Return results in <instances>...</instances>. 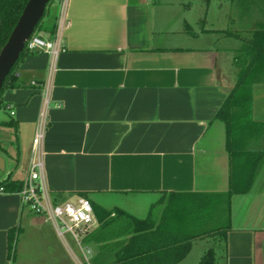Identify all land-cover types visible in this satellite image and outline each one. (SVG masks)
Segmentation results:
<instances>
[{
  "label": "crops",
  "instance_id": "obj_1",
  "mask_svg": "<svg viewBox=\"0 0 264 264\" xmlns=\"http://www.w3.org/2000/svg\"><path fill=\"white\" fill-rule=\"evenodd\" d=\"M229 2L223 20L209 23L193 18L188 0H69L43 147L52 196L85 195L97 207L144 219L163 192L229 190L226 131L215 115L234 87L236 53L264 25V0ZM48 63L45 53L25 54L13 73L18 87L0 94V122L15 126L0 127V181L13 179L6 156L28 166ZM263 86L253 87L252 102L261 123L264 107H256L254 93ZM250 145L248 152L261 151L264 134ZM228 211L210 225L227 226L221 239H195L177 264H198L189 259L194 244L214 238L221 264H264V150L249 190L235 192ZM9 232L16 236L12 259ZM84 244L91 264L97 245ZM0 264L76 263L43 217L22 207L17 193L0 191Z\"/></svg>",
  "mask_w": 264,
  "mask_h": 264
},
{
  "label": "trees",
  "instance_id": "obj_2",
  "mask_svg": "<svg viewBox=\"0 0 264 264\" xmlns=\"http://www.w3.org/2000/svg\"><path fill=\"white\" fill-rule=\"evenodd\" d=\"M27 1L0 0V50ZM45 14L47 19L42 23ZM43 17L36 29L38 33L47 32L52 36L57 5L51 0L46 5ZM245 39H249L248 42L234 57V87L215 115L226 131V150L230 161L229 190L219 194L163 192L144 219L135 218L119 208L106 210L91 203L97 227L84 239L86 244L97 245L98 253L91 264H177L190 252L195 239L210 236L221 239L224 235L227 226L212 228L210 225L228 217L229 200L235 192L249 190L262 162L264 150L263 146L261 151L256 149L258 151L248 152L253 150L250 144L264 134V123L252 119L253 87L264 85V25L249 31ZM27 53L24 48L6 77L0 94L6 87H18L13 73ZM0 127H12L15 130L13 121L0 122ZM21 188L22 182L10 177L0 181L1 192L18 194ZM157 209L160 211L158 217L154 214ZM15 245L16 236L9 232V259L13 258ZM216 260L214 249L209 248L198 264H216Z\"/></svg>",
  "mask_w": 264,
  "mask_h": 264
},
{
  "label": "built area",
  "instance_id": "obj_3",
  "mask_svg": "<svg viewBox=\"0 0 264 264\" xmlns=\"http://www.w3.org/2000/svg\"><path fill=\"white\" fill-rule=\"evenodd\" d=\"M57 5L55 30L51 38L43 39L32 34L24 48L28 53H45L49 63L45 80L39 84L41 106L31 140L27 174L18 192L22 207L41 216L52 227L56 237L76 264H90L91 254L84 239L96 225L91 202L86 197L75 200H62L52 196L46 188L43 159L44 139L49 126L51 90L56 60L64 51L63 31L67 26L66 9L69 0H51ZM37 86L35 82L31 83Z\"/></svg>",
  "mask_w": 264,
  "mask_h": 264
},
{
  "label": "rangeland",
  "instance_id": "obj_4",
  "mask_svg": "<svg viewBox=\"0 0 264 264\" xmlns=\"http://www.w3.org/2000/svg\"><path fill=\"white\" fill-rule=\"evenodd\" d=\"M229 0H188V6L191 8V13L193 15V18L195 19L199 17H204L205 20H208L209 23L217 22V20L220 22L223 20L224 15L229 11ZM47 19V15L45 14L42 23ZM34 35L38 34V29H36L33 33ZM263 91V92H262ZM262 92V93H261ZM255 101H256V107L258 105H261L264 107V86L256 90L254 93ZM253 119V117H252ZM0 138L2 140L4 137L0 135ZM9 154L12 155L13 149L11 148V145L8 141L4 142ZM7 160L10 162V166L13 169L12 170V178L13 179H19L24 175L25 169L27 171V167H24V164L21 162L16 164V160L11 158L10 156L7 157ZM223 226V225H222ZM217 238H214L213 240H197V242L194 244V251L193 256H191L190 261H194L195 259L199 260L200 257L204 255V253L209 249L212 248V246L215 244ZM203 249V251H201ZM216 264H221V261L216 260Z\"/></svg>",
  "mask_w": 264,
  "mask_h": 264
},
{
  "label": "water",
  "instance_id": "obj_5",
  "mask_svg": "<svg viewBox=\"0 0 264 264\" xmlns=\"http://www.w3.org/2000/svg\"><path fill=\"white\" fill-rule=\"evenodd\" d=\"M50 0H28L15 27L0 50V91L17 63L26 40L34 33Z\"/></svg>",
  "mask_w": 264,
  "mask_h": 264
}]
</instances>
